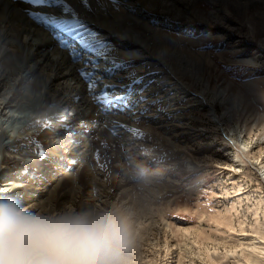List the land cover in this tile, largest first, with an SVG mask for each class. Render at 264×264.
I'll return each mask as SVG.
<instances>
[{
  "label": "bare ground",
  "instance_id": "6f19581e",
  "mask_svg": "<svg viewBox=\"0 0 264 264\" xmlns=\"http://www.w3.org/2000/svg\"><path fill=\"white\" fill-rule=\"evenodd\" d=\"M42 2L0 0V198L15 199L32 213L98 214L96 199L73 198L81 184L75 179L83 174L81 195L98 185L103 212L120 209L135 225L158 207L140 210L138 197L156 192L157 199L171 191L160 184L167 170H197L187 157L185 138L201 120L197 110L219 128L227 121L238 129L243 121L242 126L250 122L251 128L263 130L242 92L231 91L229 83L219 89L211 79L214 55L203 44L228 42L242 25L225 13H245L248 5L264 8V0H52L35 5ZM219 24L224 26L220 32ZM238 37L230 61L264 67L258 62L261 50L255 47L248 54L251 40ZM107 90L111 98L119 94L110 102L114 108L99 103V93ZM60 138L65 139L59 146ZM11 153L14 161L7 170L4 162ZM85 156L94 160L81 173L66 174ZM107 160L134 190L133 199L125 190L118 192L119 181L108 185ZM149 164L151 178L137 179L136 166ZM259 165L264 179V165ZM238 235L240 253L227 254L234 255L235 264H264V231Z\"/></svg>",
  "mask_w": 264,
  "mask_h": 264
},
{
  "label": "rangeland",
  "instance_id": "374dc122",
  "mask_svg": "<svg viewBox=\"0 0 264 264\" xmlns=\"http://www.w3.org/2000/svg\"><path fill=\"white\" fill-rule=\"evenodd\" d=\"M200 6L203 9L207 8L206 3H201ZM225 14L231 15L232 19L242 26L232 30L233 34L228 42L211 41L203 44L204 51H213L214 55L212 61L214 67L211 68L210 77L217 82L219 89L223 83H229L231 91L242 92L249 111L259 116V124L263 125V130H260L259 126L251 128L250 122L242 126L243 121L238 129L234 124L228 125L227 121L219 128L203 110L196 111L195 114L200 115L201 120L193 124L194 132L185 138L189 153L187 157L197 163V170L192 173L180 169H173L172 172L167 170L160 184L165 185L164 188H171L168 189L171 191L167 193L162 191L161 199L159 197L153 199L158 194L155 192L153 196L138 197L139 199L135 200L140 210L145 207L150 209L151 205L158 207L156 210L150 209L151 212L148 210L146 220L140 216L135 223L139 244L137 252L129 257L131 264H235L237 259L234 255L227 254L234 250L240 253L238 248L243 241H240L241 236L238 235L240 231L256 230L259 233L264 231V179L259 173V162L264 165V67L250 68L237 65L239 63L230 61L232 56H229L236 48L231 46L236 44L238 36L244 35L251 40L248 44V54L255 47L257 51L261 50L258 62L260 66H264V8L259 4L248 5L245 7V13L233 11V15L230 12ZM218 28L219 32L224 30L222 24H219ZM255 28H259V31L254 33ZM218 52L228 55L220 59L216 56ZM99 94V103L103 107L110 106V102H114L115 96L119 95L116 93L111 98L113 92L108 90ZM131 100L135 102V98L131 97ZM114 107L111 105V108ZM57 115L60 116V112ZM228 127L234 130L233 133L229 132ZM64 139L60 138L57 141L59 146ZM104 154L109 156L111 152ZM11 156L14 154H8L4 162L7 170L14 161ZM93 160L91 156H85L75 165L73 163V167L68 166L65 172L81 173L87 163ZM128 160L130 163L132 157ZM106 162L107 168L103 173L104 179L109 181L108 185L119 181L122 187L118 192L125 190L126 197L133 199L134 190L130 191L127 183L122 182L121 172H115L113 164L108 160ZM151 165L145 167L149 172L152 169ZM136 168L138 171V165ZM79 175L80 178L76 177L75 180H80V189L76 188L78 193L73 198L76 201L82 197L96 199L95 203L100 210L98 214L104 213L101 209L104 199L100 198L102 188L95 185L93 189L86 191L85 196L81 195L83 174ZM118 196L119 194L115 195L111 201ZM153 200L155 205L152 203ZM41 211L42 209H38V213ZM52 212L50 214L57 213L58 209ZM144 224L151 226L145 228Z\"/></svg>",
  "mask_w": 264,
  "mask_h": 264
},
{
  "label": "clouds",
  "instance_id": "9594fccd",
  "mask_svg": "<svg viewBox=\"0 0 264 264\" xmlns=\"http://www.w3.org/2000/svg\"><path fill=\"white\" fill-rule=\"evenodd\" d=\"M138 169L137 179L151 178ZM138 244L133 220L120 209L46 215L0 198V264H131Z\"/></svg>",
  "mask_w": 264,
  "mask_h": 264
},
{
  "label": "snow or ice",
  "instance_id": "6c2138e0",
  "mask_svg": "<svg viewBox=\"0 0 264 264\" xmlns=\"http://www.w3.org/2000/svg\"><path fill=\"white\" fill-rule=\"evenodd\" d=\"M52 2V0H43L42 3H35V5H49ZM51 19V18H49Z\"/></svg>",
  "mask_w": 264,
  "mask_h": 264
}]
</instances>
